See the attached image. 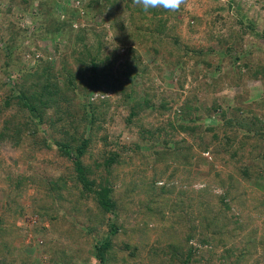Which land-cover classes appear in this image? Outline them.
<instances>
[{
	"label": "rangeland",
	"instance_id": "374dc122",
	"mask_svg": "<svg viewBox=\"0 0 264 264\" xmlns=\"http://www.w3.org/2000/svg\"><path fill=\"white\" fill-rule=\"evenodd\" d=\"M157 10L145 12L134 0H0V132L17 127L32 139L0 148V228L18 229L12 237L2 235L10 251L0 252V262L95 264L97 241L110 229L105 224L87 233V217L98 215L95 202L70 201L65 191L67 219L46 221L56 236L42 239L33 229L42 222L34 211L45 196L34 187L11 195L15 180L30 174L65 177L67 189L75 190L73 160L59 148L76 134L91 139L82 157L91 178H109L115 199L128 210L118 226L131 230L147 222L153 236L167 234L171 205L150 204L143 183L169 182L176 169L172 180H181L204 204L211 199L229 227V243L211 262V247L195 242L198 262L185 263L158 252L151 260L153 243L140 246L141 257L129 256L124 246L138 242L122 230L112 237L119 258L127 257L120 264H223L224 250L240 259L229 264H264V0H187L178 12ZM7 45L15 47L11 65ZM11 78L34 84L18 91ZM47 89L55 92V102L43 107L39 94ZM161 142L191 165L173 163L167 175L161 163L149 165L144 156ZM112 153L118 163L108 174L103 162ZM59 232L75 235L66 240ZM41 239L51 243L46 253L38 249Z\"/></svg>",
	"mask_w": 264,
	"mask_h": 264
},
{
	"label": "trees",
	"instance_id": "16d2710c",
	"mask_svg": "<svg viewBox=\"0 0 264 264\" xmlns=\"http://www.w3.org/2000/svg\"><path fill=\"white\" fill-rule=\"evenodd\" d=\"M150 12H155V14H158L157 12H161L157 9H150L148 10ZM165 22V21H164ZM164 22H160L164 23ZM176 42L180 41L179 38H174ZM15 52V47L11 45H7V53L9 55V64L15 63L13 60ZM17 65V64H16ZM261 69L256 70L255 74L258 75ZM22 75L25 76V73L20 72ZM30 76V75H29ZM34 76V74L32 75ZM27 77V76H26ZM12 79V78H11ZM18 79H12L13 87L15 90H22L27 87L33 86L34 83L29 82L28 85H20L18 82ZM98 81L96 79H93L92 87L96 88L95 85H97ZM49 91L48 89L46 90ZM91 90L88 91V93ZM60 92V91H59ZM25 92L22 93V95ZM39 94V93H38ZM37 94L32 95V97H35ZM39 94L41 99L43 100V107H50L55 102V92H48L47 94ZM48 96H50L48 98ZM82 97V95H80ZM23 101H27L26 97H21ZM147 107L151 106V102L147 101L146 103ZM164 104H162L163 106ZM25 106H27L25 104ZM160 106L161 110L162 107ZM141 109V105L138 106ZM152 107V106H151ZM150 107V108H151ZM149 108V107H148ZM137 114V111H134L135 115ZM41 122H43L41 120ZM56 125L55 122L49 123V128H54ZM39 128V127H38ZM148 132V131H146ZM151 132V131H149ZM148 132V133H149ZM15 134L21 141L14 138L12 134ZM13 143L12 146L16 147L19 146V144H24L27 141L31 142L32 139L29 136L28 133L24 132L21 128L17 127H8L4 134L3 132H0V148L4 147L7 144V141H10ZM90 138H86L85 136L81 135L78 138L76 137V134L71 135V140L66 143V146L61 145V148H59L60 154L64 155L67 158H71L74 163L75 171L77 175L75 176V190H79L78 193H76L74 188H69L67 186V178H57V177H48V176H36V175H29L27 177H21L19 180H15L14 187H13V193L11 194L12 197L14 196L21 197L25 192L29 190V188L34 187L39 194H43L45 197L43 200H41V205L38 208H35V216L42 220L41 223L36 222L37 224H34L33 229L35 231V235L41 237L42 239L44 235L51 237L53 234H51V231L46 228L44 223L48 220L55 221L57 220L56 217L63 218L64 215L66 216L65 220L67 219V215L64 214V200L65 198L64 194L65 191L67 193H70L69 200L72 201V197L75 199L83 200L85 199L86 203L92 201L95 202L98 208V215L87 217L88 223L86 227V231L88 234L93 233L95 231H99L105 224L109 225L110 229L108 232V235L104 237L102 240L97 241L96 246V255L94 256L95 264H120L122 262L126 263L127 257H121L119 258V253L121 249H118V247L113 243L112 237L114 235H117L120 231H124L125 234L129 235L131 238H135L137 240V244L132 245L130 242H128L124 246V251L129 250V256L133 258H139L141 257V253L143 251L140 250V246L146 247L149 244L153 243L151 249L149 250V253H151L152 258L151 260H155L157 256V252L161 253L163 256L165 255V259L176 261L178 259H181L183 263L186 261H189L190 259H193L194 262H198V259H196V255L198 252L199 247H197L194 243L196 242L198 245L201 246H210L211 248L206 250L208 261H212V257L215 256L216 252L218 254L220 248H223L227 239L230 237L226 230L229 228L225 222L223 221L221 217V213L213 210L216 208L212 204L211 199L207 202L202 203L200 201V197L198 196V193L190 192L186 187H182L183 185L182 181L180 180L178 184L174 182L172 179H175L177 174V170L175 169V172L172 176H170L169 182L161 183L160 181L156 180L151 183V185H147V183H143L145 187L148 188V194L152 198L151 203H156L159 201L160 203L164 202L165 204L171 205V212L172 216L170 218L171 220V227L165 228L163 232H166L167 234H157V236H153L152 233L155 231L149 227L146 226L147 222H144L142 225L138 224L134 226L133 228L130 227L131 230H125L124 225H117V222H119V218L123 214V212L128 211L124 210L125 208L123 205L121 206L120 202L115 199V190L113 188V183L110 182L109 178L105 179V181L98 183L97 179H92L91 175L92 170H90L89 167L85 165V163L82 161V157L87 153L88 149L90 148ZM45 144L47 142L45 141ZM60 145V144H59ZM161 145V149H157L156 146ZM154 146L155 150H152V153L148 156H144L148 159V161L151 159L152 161H149V165H153V168H155L157 163H161L163 165L162 170L164 171L162 174L167 175L173 167V163L180 164L181 169H186L191 165V162L186 161L184 157L180 156L178 149H171L170 145L167 142H161ZM236 154V153H235ZM237 155V154H236ZM235 156V155H234ZM118 163V155L115 153L109 154L103 162V167L108 174H110L111 169L114 167L115 164ZM160 165V166H161ZM162 167V166H161ZM214 169V168H213ZM217 169V168H216ZM218 174H216L217 176ZM10 177L9 179H11ZM154 179H157L156 176L153 177ZM147 182V181H143ZM162 184V185H160ZM179 186V187H178ZM81 191V192H80ZM204 191V190H203ZM74 194H71V193ZM176 196L175 203L171 202V199ZM126 198V197H124ZM154 198V199H153ZM220 198V197H219ZM225 198H222V202H224ZM133 204V203H132ZM150 204L148 206V209L154 208L150 207ZM123 207V208H122ZM138 206L133 204L132 208H136ZM130 209V208H129ZM155 211H153L151 216H153ZM153 218V217H152ZM243 219V218H242ZM256 220H254L253 223H255ZM2 222L0 221V224ZM149 223V222H148ZM242 223L244 224V221H239V226L243 228ZM252 223V224H253ZM187 230H181L184 229L186 226H188ZM244 228H246L244 226ZM14 228V225H10L5 228H0V240L3 238L2 235L4 234L5 238L6 236H14V232H16ZM128 231V232H127ZM75 232V231H74ZM183 232V233H181ZM60 233V232H59ZM8 234V235H7ZM57 234V233H56ZM61 234V235H60ZM62 238L64 239H73L75 234H62L60 233ZM23 235V234H22ZM27 235V234H25ZM65 235V237L63 236ZM56 235H53V237ZM128 237V238H129ZM61 238V239H62ZM41 239V241H42ZM130 240V238H129ZM47 243V242H46ZM51 243L44 244V241H42V244L38 247L40 252L46 253L49 245ZM214 249V250H213ZM218 250V252H217ZM10 251V247L8 245V240L4 244H1L0 241V252L7 253ZM65 252L64 250L61 251V254ZM125 255V256H128ZM185 256V257H182ZM222 255V254H221ZM223 262V264H229V262H240V259H234V250H224V254L220 258ZM7 262L5 259L3 261L1 260L0 264H5ZM25 264H27L26 261H24ZM7 264V263H6Z\"/></svg>",
	"mask_w": 264,
	"mask_h": 264
},
{
	"label": "clouds",
	"instance_id": "9594fccd",
	"mask_svg": "<svg viewBox=\"0 0 264 264\" xmlns=\"http://www.w3.org/2000/svg\"><path fill=\"white\" fill-rule=\"evenodd\" d=\"M134 3L140 5L145 12L150 9H163L166 12L175 13L186 5L187 0H134Z\"/></svg>",
	"mask_w": 264,
	"mask_h": 264
}]
</instances>
